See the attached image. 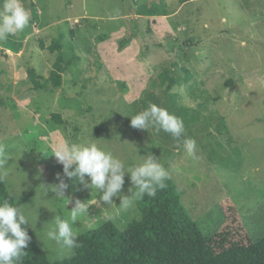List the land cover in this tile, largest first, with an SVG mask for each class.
<instances>
[{
	"label": "rangeland",
	"instance_id": "1",
	"mask_svg": "<svg viewBox=\"0 0 264 264\" xmlns=\"http://www.w3.org/2000/svg\"><path fill=\"white\" fill-rule=\"evenodd\" d=\"M20 2L29 24L0 40V173L15 201L34 190L20 208L51 261L75 253L65 254L46 233L76 200L89 205L88 216L73 226L77 234L106 222L122 231L141 218L136 204L121 210L114 197L104 205L102 192L65 177L52 154L62 142L95 143L126 168L157 157L216 253L264 238V0ZM155 5L168 15H139ZM53 44L68 62L62 85L54 93L33 90L28 70L49 77L59 52L50 50ZM176 66L193 76L174 88L180 104L196 110L200 128H209L195 130V156L183 144L171 151L161 146L153 129L130 125L145 98L160 92L162 67ZM221 119L223 133L216 130ZM58 173L68 184L65 197L50 190ZM134 190L125 171L121 195Z\"/></svg>",
	"mask_w": 264,
	"mask_h": 264
},
{
	"label": "trees",
	"instance_id": "2",
	"mask_svg": "<svg viewBox=\"0 0 264 264\" xmlns=\"http://www.w3.org/2000/svg\"><path fill=\"white\" fill-rule=\"evenodd\" d=\"M139 15L154 17L168 13L165 7L155 5L151 9H141ZM50 50L59 52L47 79L37 74L34 68L28 70L33 90L54 93L62 85L68 62L64 60L61 45L53 44ZM192 77L185 67L176 66L173 70L162 67L157 74L160 92H151L144 100L145 109L150 103H155L181 118L185 127L184 137L191 139L195 130H209L207 124L204 128L199 127V114L180 104L179 95L174 92L177 85L188 83ZM52 117L57 124H63L59 115L53 114ZM216 130L222 133L226 130L224 119L220 120ZM155 134L161 146H168L170 151L183 144V138L176 141L163 131ZM200 139L204 138L201 136ZM165 183L166 188L158 190L155 197L135 198L140 219L122 231L111 222L95 229H85L78 234L80 246L74 250V255L63 260L51 261L27 224L25 227L31 241L26 249L28 255L20 264H264V238L250 246L239 245L214 252L197 223L186 213L176 181L169 175ZM33 193L34 190L15 201L0 173V202L7 199L20 207Z\"/></svg>",
	"mask_w": 264,
	"mask_h": 264
},
{
	"label": "clouds",
	"instance_id": "3",
	"mask_svg": "<svg viewBox=\"0 0 264 264\" xmlns=\"http://www.w3.org/2000/svg\"><path fill=\"white\" fill-rule=\"evenodd\" d=\"M29 21L30 13L20 0H3L0 11V40L22 31ZM130 117V125L135 129L152 128L157 133L163 131L176 141L183 138L184 149L188 155L195 156L196 141L184 137L183 120L167 109L150 103L145 110ZM52 154L63 166L65 177L68 179L77 177L85 189L102 192L99 200L104 205L111 206L114 204L113 198L119 197L121 210L132 208L136 197L140 199L144 196L155 197L158 190H163L167 186L165 181L169 177V172L159 159L151 154L142 162L127 168L121 159L95 143H58ZM125 171L130 173V180L136 189L131 196L121 195ZM57 178L59 183L51 185L50 190L55 192L57 197H65L68 184L60 178L59 173ZM48 190L49 188H45V191ZM88 208L89 205L85 201L76 200L67 218L57 215L54 229L47 231V237L61 244L65 254H72L80 246L78 234L73 226L81 217L88 216ZM28 223V217L19 206L7 199L0 202V264H20L22 258L28 255L26 249L31 241L25 227Z\"/></svg>",
	"mask_w": 264,
	"mask_h": 264
}]
</instances>
